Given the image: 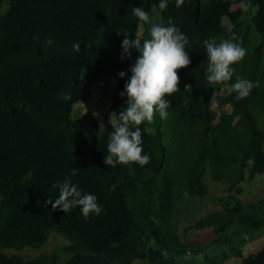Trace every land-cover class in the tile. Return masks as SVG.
Returning a JSON list of instances; mask_svg holds the SVG:
<instances>
[{"label": "trees", "instance_id": "trees-1", "mask_svg": "<svg viewBox=\"0 0 264 264\" xmlns=\"http://www.w3.org/2000/svg\"><path fill=\"white\" fill-rule=\"evenodd\" d=\"M158 4L0 0V264H57L55 253L30 257L4 251L39 248L52 232L67 241L69 257L63 264H193L182 257L184 252L198 255L212 246L221 247L220 252L201 255L202 264H224L264 232V197L243 204L232 196V203L198 219L196 228H210L208 242L183 241L173 221L184 194L208 193L207 171L216 181H228V190L237 194L242 181L264 172V129L259 124L264 119V0H251L248 13L241 6L232 9L233 0H185L179 8L169 0L163 11ZM153 6L159 14L156 23L167 25L171 19L188 36L191 47L185 51L191 64L178 70L179 91L165 97L168 117L156 113L152 123L140 126L150 163L110 167L103 162L113 131L107 117L114 114L117 120L126 107L127 96L119 93L131 76V62L140 55L131 49V58L122 59L124 36L117 33L127 29L129 39H150L151 25L134 17L132 9L149 13ZM224 17L232 27L223 24ZM49 36L55 41L50 46L44 43ZM205 39L241 43L247 53L232 66L229 83L239 76L259 81L260 87L240 100L236 93L215 94L223 84L206 79ZM77 42L79 52L73 48ZM103 74L115 84L102 117L90 107L75 112L76 103L89 104ZM73 168H79L75 176ZM68 179L82 194L97 197L99 215L85 220L79 207L64 213L44 203L59 196L52 185ZM234 264H264V247Z\"/></svg>", "mask_w": 264, "mask_h": 264}, {"label": "clouds", "instance_id": "clouds-1", "mask_svg": "<svg viewBox=\"0 0 264 264\" xmlns=\"http://www.w3.org/2000/svg\"><path fill=\"white\" fill-rule=\"evenodd\" d=\"M169 0H159L158 7L161 11L166 10ZM185 0H175V6L181 7ZM252 9L251 0L241 4V10L248 13ZM258 7L251 12L254 17ZM133 16L139 21L151 25L150 39H129V31L125 29L118 35H123L121 42V58H131V49H135L140 55L131 66V76L124 85V91L120 92L121 97L127 96L126 107L120 111L118 119L110 121L113 131L107 143V155L103 162L110 167L119 165L137 164L141 167L150 163L151 157L144 154L143 138L140 126L147 121L152 123L156 113L161 119L168 117L167 109L170 101L165 99L179 91L180 77L178 70L188 67L191 64L189 53L190 41L187 35L175 26L171 19L167 25L153 23L149 13L142 7L132 9ZM159 19V17H157ZM35 39H38L36 37ZM142 41V43H141ZM53 38L46 37L44 43L54 44ZM207 50L209 64L207 67L206 79L209 84L226 85L228 94L236 93L237 100L247 98L254 88L260 87L259 81H250L236 77L235 83H229L234 75L235 64L240 63L246 56L247 50L241 43L233 40H223L215 44L205 39L203 41ZM73 48L76 52L80 50V43H75ZM85 69L81 74L84 79ZM124 72L119 76L123 77ZM65 100L71 99L65 95ZM79 168H73L71 175L75 176ZM53 188H59V196L52 200H45V204L51 203L52 210H60L68 213L79 207L85 220L90 215H99L102 211L97 202V197L91 193L82 194L79 187L68 179L63 183H54Z\"/></svg>", "mask_w": 264, "mask_h": 264}, {"label": "rangeland", "instance_id": "rangeland-1", "mask_svg": "<svg viewBox=\"0 0 264 264\" xmlns=\"http://www.w3.org/2000/svg\"><path fill=\"white\" fill-rule=\"evenodd\" d=\"M242 2L233 0L231 6L232 9H235L241 6ZM158 11L155 6H153L149 12V16L152 18L153 23H156L158 17ZM223 24L232 27L229 19L227 17L223 18ZM142 26L139 27L138 35L140 36ZM254 30V29H253ZM255 38L257 41L261 42L262 38L254 30ZM136 58L131 62V66L135 63ZM115 80L111 75L103 74L101 75L99 82L96 83L93 87V92L89 104L86 105L82 102H78L74 105V111L78 109L81 112L87 110L88 107L91 108L94 114H102L106 106H109L111 102L112 92L114 90ZM226 86L222 85L219 89L214 91L215 94H225ZM214 100V98H213ZM213 109L218 112L217 106L214 104ZM224 109L227 112L231 111L230 104H226ZM108 121H115V115L109 114ZM259 123L260 126L264 129V119ZM204 181L208 188V193L204 196L198 195H188L184 194L183 197L178 202L176 209L173 214V221L176 223L177 231L180 234V237L183 241L193 242V243H202L204 241L208 242L212 237L210 228L200 230L194 226V223L206 216L207 214L219 210L223 207L225 202L232 203V196L239 198L243 204H246L250 201L254 202L262 197H264V172L257 174L253 179H245L240 183L241 192L236 193L235 190H228V181H216L212 178L210 173L207 171L204 177ZM246 238L248 236L246 235ZM67 241L62 236L58 235L56 232H52L47 242L39 247L32 248L29 246L23 247L22 249L9 248L4 251L8 254L17 253L22 256L36 257L40 254L52 255L55 253V262L57 264H63L65 260L69 257V254L64 251V246ZM195 246V245H191ZM264 247V232L258 236V238L248 240L245 245L242 247L240 256H232L225 260L224 264H234L238 261H241L243 258L248 256L250 253H253ZM220 248L212 246L211 248H203L200 254H193L191 249H188V252H184L182 255L183 258L190 259L193 264H202L203 254H215L220 252Z\"/></svg>", "mask_w": 264, "mask_h": 264}]
</instances>
